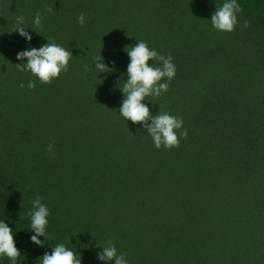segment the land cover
<instances>
[{"label":"trees","instance_id":"16d2710c","mask_svg":"<svg viewBox=\"0 0 264 264\" xmlns=\"http://www.w3.org/2000/svg\"><path fill=\"white\" fill-rule=\"evenodd\" d=\"M223 2L0 0V221L16 264H41L57 243L81 264H105L107 244L127 264H264V0H237L232 32L211 26ZM21 15L31 41L14 31ZM47 41L73 56L41 84L16 55ZM139 41L175 66L168 90L142 103L183 120L176 148L157 149L119 115L124 49ZM99 54L110 74L96 72ZM37 196L49 209L44 247L30 241Z\"/></svg>","mask_w":264,"mask_h":264},{"label":"clouds","instance_id":"9594fccd","mask_svg":"<svg viewBox=\"0 0 264 264\" xmlns=\"http://www.w3.org/2000/svg\"><path fill=\"white\" fill-rule=\"evenodd\" d=\"M241 11L237 0H224L222 6L216 7L211 16L212 28L220 32H232L238 22L237 14ZM41 20L42 16L40 12H37L32 21L35 28L41 27ZM24 22V16H18L14 31H17L27 41H31L32 36L23 26ZM77 22L80 26L85 24L83 13L77 17ZM248 26L249 21L245 20L244 27ZM124 51L129 57V63L126 69L127 79L120 81L117 85L123 94L118 110L120 117L125 121H131L133 125H140L146 129L157 149H160L161 146L165 149L178 147L180 139L176 130L182 128L183 120L166 112L152 115L149 107L142 103L147 97H159L168 90L169 82L174 78L176 72L175 66L171 62V56L159 55L155 50L150 49L144 41H139L130 48L126 47ZM72 56L68 49L55 42L47 41L38 49L30 47L18 52L16 59L26 61V63L15 66L20 71L31 73L41 84H50L59 77L62 71H67L68 62ZM152 60L157 61L159 66L150 65L149 61ZM94 68L98 74H110L114 70L103 63L100 54L94 58ZM89 71L91 69L85 65L84 72ZM20 86L24 87L23 84ZM27 86L30 89L34 88L35 80L29 81ZM187 134L185 129L180 133V136L186 138ZM47 151L54 154V144H49ZM41 200L42 197L37 196L30 201L32 209L29 212V229L34 233L30 236L31 243L44 247V241L52 239V237L46 233L49 209L41 203ZM39 237H44V241H41ZM97 247L101 246L97 245ZM102 249L97 254V258L104 261L105 264L109 261H114V264H127L124 254H118L117 248L113 244H107ZM20 256L21 253L15 246L13 230L4 221H0V257H7L12 264H16ZM39 260L41 264H81V258H78L76 253L63 243L55 244L52 251L45 252Z\"/></svg>","mask_w":264,"mask_h":264}]
</instances>
